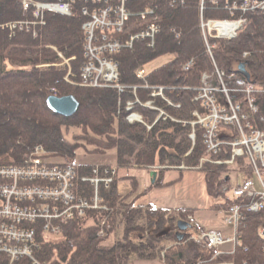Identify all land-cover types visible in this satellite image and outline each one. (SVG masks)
<instances>
[{"label":"trees","instance_id":"obj_1","mask_svg":"<svg viewBox=\"0 0 264 264\" xmlns=\"http://www.w3.org/2000/svg\"><path fill=\"white\" fill-rule=\"evenodd\" d=\"M138 1L143 6H152L159 15L161 33L154 47L140 44L134 50L125 48L115 54L121 82L126 86H139L138 95L142 100L147 99L142 88L144 83L164 87L171 101L180 105L165 107L166 114L177 121H190L191 112L198 107L193 98L202 86V76L214 71L199 28V0ZM218 2L206 7L205 17L232 18L227 3ZM243 16L247 23L234 39L211 40L215 44L213 57L219 69L226 73L227 87L248 84L256 87L254 97L259 110L251 121L257 129L264 131V11L250 10ZM84 19L78 11L71 16L49 12L44 25L31 26L30 31L17 28L15 36L10 37L2 25L12 21H32L33 15L31 11H24L22 0H0V166L22 165L31 152L42 147L48 160H62L49 163L76 165L80 177L92 176L94 167H99L101 172L116 167L117 181L120 168L149 169L164 164L173 167L183 164L185 169L195 170L203 157L211 160L229 157V148L215 157L208 153L200 127H196L193 143L189 124L184 126L180 121L164 117L157 120L159 113L147 107L136 105L134 108L142 115L144 123L129 122L126 119L129 112L119 104L124 98H132L130 93L122 94L113 88L79 87L67 82L68 67L53 65L58 62V57L51 47L70 58L71 80H77L85 61L81 29ZM168 54L174 58L146 72L144 80L137 78L138 66ZM190 61L193 64L186 69ZM240 64H244V72L238 70ZM70 95L79 102L75 114L65 117L49 109L48 97ZM235 100L246 106L243 96H235ZM160 104L165 106L163 102ZM73 129L79 132L73 133L70 139L68 136ZM80 149L86 156L115 151V161H79ZM227 168L206 161L200 171L204 174L208 194L225 198L212 209L222 211L239 205L243 212L239 243L234 253L228 251L217 255V250L187 240L191 233H186L182 241L177 239V222L184 220L189 226L194 208L136 206L118 195L116 186L107 191L101 184L102 199H114L117 207L114 205L109 212L88 210L85 218L73 219L64 225L59 235L39 238L41 247L37 255L49 264H130L134 257H160L163 264H264V208L248 211L251 203L260 197L247 193L242 196L233 193L234 197H227L232 180L225 175ZM232 171L241 172L245 178L251 176L248 167L237 166ZM155 182L162 185L157 179ZM76 188L83 197L89 199L93 195V188L87 182L78 181ZM119 228L121 233L110 243L111 235ZM132 232L139 233L137 241L131 238ZM163 240L173 244L168 249H157V244ZM162 250H165L164 256Z\"/></svg>","mask_w":264,"mask_h":264},{"label":"built area","instance_id":"obj_2","mask_svg":"<svg viewBox=\"0 0 264 264\" xmlns=\"http://www.w3.org/2000/svg\"><path fill=\"white\" fill-rule=\"evenodd\" d=\"M79 1L92 7L90 12L82 10L85 16L92 17V21L85 27L87 32L84 39L85 61L79 80L73 82L68 75L66 81L83 87L111 86L117 88L119 92H126L128 87L120 83L119 66L113 56L119 50L133 49L141 42L154 47L161 33L159 15L152 6H143L138 0ZM209 1L216 4L220 0ZM73 2L76 0H71L72 5L65 0H52L42 4L53 11L69 14L74 10ZM204 6L205 0H202V11ZM25 7L28 8L29 4ZM230 7L231 15L250 10L264 11V0H234ZM35 15H38V11ZM246 21L244 18L233 21L202 19L203 37L213 64L216 63L213 57L215 46L210 43L209 37L236 36L237 31L246 24ZM18 25L21 28L27 26L24 22ZM126 29L130 30L129 34ZM107 32L119 38V42L109 43ZM60 56L63 62L59 65L68 64V60L61 54ZM192 64L193 62L190 61L185 68L189 69ZM214 66L212 74L202 76L204 86L194 100L199 104V108L193 111L194 121L190 123L202 127L205 146L210 155L218 156L225 148H229L230 155L226 159L203 158L202 162L211 161L230 168L248 167L251 176L249 178L238 176L232 179L231 189L236 196L245 193L249 196L258 194L260 199L251 203L248 211H260L264 208V132L257 129L251 121V117L259 110L254 97L256 87L248 84L244 87L226 88L223 84L225 71L215 64ZM69 74H71L70 67ZM144 75L145 71L142 67L137 69L138 78L142 79ZM216 80L221 84H214ZM160 88L164 91L162 87ZM132 93L134 95L132 100L123 101L127 111L136 104L161 111L157 106L156 97L149 95L151 99L142 103L135 87ZM238 95L243 96L246 106L235 100V96ZM162 100L172 104L166 96ZM127 119L130 122L141 120L136 113L130 114ZM42 154V149L37 148L36 151L31 152L23 165L0 166V253L7 254L10 260L26 259L20 264H48L40 261L36 255L41 247L39 238L57 236L62 232L64 224L73 219H82L79 211L68 206V200L86 209L107 208L97 192L91 201L75 194L73 181L77 172L73 165H47ZM114 175L113 170L108 176L91 181L95 185L101 181L109 190L115 183ZM32 181H36L37 184ZM109 203H113V200ZM51 207L57 211L62 210L66 215L56 213L43 225ZM224 214L225 223L232 230L231 235L205 230L195 236L196 241L205 243L209 249L217 250V254L221 253L226 245H231L229 253H234L239 243V226L243 218L240 206L232 205ZM103 223L102 221L101 224ZM35 245L37 247L34 249Z\"/></svg>","mask_w":264,"mask_h":264},{"label":"rangeland","instance_id":"obj_3","mask_svg":"<svg viewBox=\"0 0 264 264\" xmlns=\"http://www.w3.org/2000/svg\"><path fill=\"white\" fill-rule=\"evenodd\" d=\"M173 58L174 55L171 54L159 57L158 59L145 65L146 71L150 72L154 68L161 66ZM238 97H241V95H238ZM193 111L191 112V116ZM76 132L79 131L73 129L68 137L71 139L72 134ZM78 160L89 163H113L115 161V151H108L102 155L86 156L84 150L80 149L78 151ZM49 161L61 162L62 160L56 158L50 159ZM67 164L69 163H66V165ZM166 166L170 168H167ZM162 167L163 170H158V175L155 178L162 183V185L159 186L155 184L154 177L151 174L153 172L152 170L155 171L153 167L146 169L133 166L131 168L118 169L117 183L119 184V193L122 197H125L126 202H133L136 206L155 205L157 207H166L172 209H180L184 207L194 208V213L189 218V227L187 230L183 231L178 227L177 233L181 232L184 238L186 233H191L187 240L193 241L201 247H206V244L196 241L195 236L196 234H199L202 229L219 230L224 234L231 235V230L225 224L224 212L227 209L222 211L212 209L214 204L223 203L225 198H215L208 194L206 190L204 174L202 171L189 169L181 171V169H183V164L178 167L164 164ZM227 170L228 171L225 175L232 177V179H235L237 175H242L239 172L236 173L232 171V168L230 167H228ZM226 196L229 198L234 197L233 189L228 190ZM181 221L186 222L184 220ZM179 222L180 221L177 222V225ZM120 233L121 228L111 235L109 242H113L114 238ZM131 238L137 241L139 239V233L132 232ZM172 244L173 243H171L170 240H163L161 243L157 244L156 248H168ZM222 249L224 250H222V252L217 255L227 253L231 249V245H226ZM161 253V255L165 254V250H162ZM130 264H163V261L160 257H134Z\"/></svg>","mask_w":264,"mask_h":264},{"label":"bare ground","instance_id":"obj_4","mask_svg":"<svg viewBox=\"0 0 264 264\" xmlns=\"http://www.w3.org/2000/svg\"><path fill=\"white\" fill-rule=\"evenodd\" d=\"M47 1H52V0H47ZM47 1H39V0H22V5H23V8L26 6V4H29V7L28 8H24V11H31L32 12V15H33V20L32 21H25L24 23H26L27 24V26H24V27H20V25H18L20 22H23V21H12V22H8V23H6V24H4V25H2V29H7L8 31H9V33H10V37H13V36H15V34H16V31H17V28H20V29H23V28H26L27 29V31H30L31 30V26H33V27H36L37 25L39 26V25H44L45 24V18H46V14L47 13H49V12H54V13H59V14H62V15H65V16H71L74 12H76L77 13V11L79 12V13H81V15L83 16V17H85V19H84V22L82 23V27H81V29H82V31H83V34H84V39L86 38V35H87V32H86V26L87 25H89L90 23H91V21H92V17L91 16H89V17H87V16H85L84 14H83V12L84 11H87V10H89V12L92 10V7L89 5V4H84V2H81V1H79V0H76V2H73V6H74V10H73V12L72 13H69V14H63V13H61V12H58V11H53V10H51V9H49V8H47V7H45L42 3H45V2H47ZM66 2H68V3H70L71 4V0H65ZM221 1V0H220ZM232 1H234V0H223V2H225V3H227V5L229 6V11H230V9H231V3H232ZM201 3H202V0H199V12H200V24H199V28H200V31H201V34H202V39H203V42H204V44H205V40H204V37H203V30H202V19H204V20H215V21H225V20H227V21H233V20H237V19H239V18H244V19H246L247 20V18H245L244 16H243V14L244 13H242V12H236V14H234V15H231L232 16V18H225V19H216V18H206L205 17V9H206V7L208 6V5H212V6H214L215 4H213V3H211L209 0H205V6H204V9H203V11L201 10ZM219 3V2H218ZM217 4V3H216ZM72 5V4H71ZM82 10H83V12H82ZM36 11H38V15H35V12ZM260 11V10H259ZM231 13V12H230ZM246 13V12H245ZM236 16H238V17H236ZM246 23H247V21H246ZM243 28V27H242ZM241 28V29H242ZM239 31V30H238ZM238 31H237V34H238ZM126 32L129 34L130 33V30L129 29H126ZM107 34V36H108V42L109 43H111V44H115V43H118L119 42V38H115V37H113L109 32H107L106 33ZM237 34H236V36H237ZM33 36L34 37H36L37 36V32H33ZM236 36H232V37H230V38H227V37H209V41H210V43L212 44V45H214L215 46V44L214 43H212L211 42V40L212 39H216V40H219V39H225V40H232V39H234ZM159 37H160V35H159ZM159 37H158V39H159ZM158 39L156 40V42L158 41ZM85 41V40H84ZM140 44H144V45H146L147 46V44L146 43H143V42H141V43H139V44H137L133 49H130V48H128V49H130V50H134L138 45H140ZM156 45V44H155ZM206 46V45H205ZM149 47V46H148ZM54 51H55V53L57 54V57H58V62H56V63H53V65L54 66H57V67H59V66H67L68 67V74H67V76L69 75V78H72V74H69V67H70V58H67L62 52H60L56 47H51ZM123 49H125V48H123ZM122 50V49H121ZM121 50H119V51H121ZM118 51V52H119ZM118 52H116V53H118ZM84 53H85V50H84ZM115 53V54H116ZM60 54L62 55V57L64 58V59H66V60H68V64H63V65H59L60 63H62L63 62V59L61 58V56H60ZM115 54H114V60L117 62V60L115 59ZM85 56V55H84ZM118 63V62H117ZM189 63V62H188ZM216 66H217V64L216 63H214ZM214 64H213V67H215L214 66ZM118 66H119V63H118ZM140 67H142L143 69H144V71H145V75H144V78H142V79H140V78H138V79H140V80H144L145 79V77H146V68H145V65H143V66H138L137 67V69H139ZM218 67V66H217ZM137 69H136V76H137ZM81 72V71H80ZM80 74V73H79ZM119 75H120V83L122 84V85H124L122 82H121V72H120V66H119ZM66 76V77H67ZM65 77V78H66ZM225 79V78H224ZM79 80V75H78V79L77 80H73V82H77ZM72 84V83H71ZM214 84H218V85H220L221 83L219 82V81H215L214 82ZM223 84L225 85V87L226 88H229V87H227L226 86V84H225V81L223 80ZM73 85H77V84H73ZM77 86H79V87H83V86H80V85H77ZM124 86H126V85H124ZM204 86V83H203V81H202V86L198 89V91H197V95L193 98V102H195L194 100H195V98L199 95V93H200V90H201V88ZM126 87H128V90L126 91V92H119V90L117 89V88H114V87H111V86H105V87H88V88H113V89H117L118 90V92L119 93H122V94H124V93H130L131 95H132V98H124V99H122L121 101H120V104H119V106L120 107H122V108H124L125 109V107L123 106V101L124 100H132L133 98H134V95H133V93H132V90H133V88L135 87L136 88V94H137V96H138V98L141 100V102L142 103H146V102H148L150 99H151V97L150 96H154V97H156L157 98V100H156V103H157V106L161 109V111H159V110H154V109H152V110H154V111H157L158 113H159V115H158V118H157V120L158 119H160V118H162V117H164V118H166V119H168V118H170L171 120H175V121H177L176 119H173L172 117H170L168 114H166V112H165V107H167V106H173V107H176V106H174V105H179V104H175V103H173L172 101H171V99H170V97L166 94V92H165V88L164 87H162L163 89H164V91L160 88V86H152V85H149L148 83H144L143 85H142V88L146 91V93H147V99L146 100H142L140 97H139V95H138V89H139V86H137V85H134V86H126ZM229 89H231V88H229ZM150 95V96H149ZM168 97V100L173 104H169L168 102H166V101H164V100H162L164 97ZM127 102H130V101H127ZM160 102H163V103H165V106L163 107L161 104H160ZM195 103H197V102H195ZM198 104V103H197ZM136 105H139V104H136ZM136 105H134V107L131 109V110H129L128 112H129V114L127 115V118H128V116L130 115V114H132V113H136V114H138V116L141 118V120H138V121H134V122H142V123H144V121H143V117H142V115L139 113V112H137V111H135L134 110V108H135V106ZM140 106H143V105H140ZM143 107H146V106H143ZM178 107H180V105L178 106ZM148 108V107H147ZM199 108V104H198V107H197V109ZM150 109V108H149ZM126 110V109H125ZM127 111V110H126ZM66 117V116H65ZM69 117V116H68ZM126 118V119H127ZM128 120V119H127ZM129 121V120H128ZM180 121V120H179ZM194 121V117L192 118V120H190V121H180L184 126L185 125H190L191 127H192V132L190 133V138L192 139V141H193V143H195V141H196V127H200L201 129H202V127L200 126V125H195V126H193V125H191V123L190 122H193ZM130 122V121H129ZM134 122H131V123H134ZM262 131V130H261ZM262 132H264V131H262ZM203 142H204V144H205V140H204V135H203ZM37 148H41L42 149V151H43V154H42V157H43V159L45 160V163L47 164V165H52V166H65L66 164H63V165H60V164H52V163H49L50 161L45 157L46 156V152L43 150V148L42 147H37ZM36 148V149H37ZM36 149L34 150V151H36ZM203 158H208V157H203ZM202 158V159H203ZM202 159H201V164L199 165V166H197L196 168H195V170H200L201 169V167H202ZM204 162H206V161H204ZM208 162V161H207ZM25 163V162H24ZM23 163V164H24ZM22 164V165H23ZM67 165H73V164H67ZM18 166H20V165H18ZM75 168H76V172H77V174H76V177H75V179H74V181H73V183H74V192H75V194L77 195V196H81L80 194H78L77 193V182L78 181H81V182H83V183H89L90 184V186L93 188V195L91 196V198H86V197H83V196H81L82 198H84V199H86V200H88V201H91V199L95 196V194H96V192L99 194V196H100V185L101 184H103L104 185V183L103 182H99L98 183V185H95V184H93V182L91 181V180H94V179H101V178H104V177H106V176H108L109 174H111V171H115V175H114V181H115V183H114V185H112V186H116V184H117V181H116V174H117V168L116 167H112V168H105L104 170H103V172H101V169L99 168V167H94L93 169H92V176H82V177H80V175H79V168L76 166V165H73ZM16 167V166H15ZM151 167H153L154 169H155V171L157 172L158 170H163V167L162 166H151ZM150 167V168H151ZM167 168H170V167H168V166H166ZM186 167L183 165V169H185ZM108 171H109V173H108ZM152 171H154V170H152ZM157 175H158V172H157ZM32 183H34L35 185L37 184V182L36 181H32ZM156 183V182H155ZM105 186V185H104ZM112 188V187H111ZM111 188L109 189V190H107V191H110L111 190ZM101 197V196H100ZM102 198V197H101ZM110 200H113V203H109V201ZM103 203L107 206V208L106 209H104V208H101V209H86V208H84V207H81V206H79L77 203H75L74 201H71V200H68V206L70 207V208H72L73 210H77V211H79V213H80V215H82V218H85L86 216H87V213H88V210H103V211H112L113 210V206L115 205L116 207H117V203H116V201L114 200V199H109V200H103ZM56 213H59L60 215H63V216H65L66 214L62 211V210H60V211H57L56 209H54L53 207H51L50 208V210H49V213H48V215L46 216V218H45V220H44V222L42 223L43 225H45L48 221H50V218L53 216V215H55ZM1 224V223H0ZM68 224V223H67ZM3 225V224H2ZM53 225H55V224H53ZM64 225H66V224H64ZM63 225V226H64ZM176 235H177V233H176ZM171 243H173L172 241H171ZM37 247V245H35L34 246V249ZM163 249H168L167 247L166 248H163ZM162 254V253H161ZM36 255H37V252H36ZM162 256H164V254L162 255ZM37 257L40 259V261H42V262H44L38 255H37ZM16 258H14V259H9L8 257H7V254H5V253H0V264H16V263H19L20 261L22 262V261H25L26 259H24V258H20V259H17V260H15ZM12 260H14L13 262H11ZM49 264V263H48Z\"/></svg>","mask_w":264,"mask_h":264},{"label":"water","instance_id":"obj_5","mask_svg":"<svg viewBox=\"0 0 264 264\" xmlns=\"http://www.w3.org/2000/svg\"><path fill=\"white\" fill-rule=\"evenodd\" d=\"M239 71H245V66L244 64H240L238 67ZM47 105L50 110H52L54 113L62 115V116H72L73 114L76 113V111L79 108V102L76 99L75 96L70 95V96H65V97H58V96H50L47 99ZM154 177V182L155 178L157 176V172L153 171L151 173ZM187 224L186 222L180 221L178 223V227L180 230H187L188 226L184 225ZM184 236L181 232L177 233V239L178 240H183Z\"/></svg>","mask_w":264,"mask_h":264},{"label":"crops","instance_id":"obj_6","mask_svg":"<svg viewBox=\"0 0 264 264\" xmlns=\"http://www.w3.org/2000/svg\"><path fill=\"white\" fill-rule=\"evenodd\" d=\"M135 167H137V166H135ZM140 168H143V167H140ZM157 185V184H156ZM158 186V185H157ZM116 191H117V193H118V195H121L120 193H119V184L117 183L116 184ZM157 207V206H156ZM158 208H166V207H158ZM226 224V223H225ZM228 227V226H227ZM229 229H230V227H228ZM205 230V229H204ZM212 230H214V229H208V230H206V231H212ZM231 230V229H230ZM215 231H219V230H215ZM221 232V231H220ZM202 233V230H201V232L199 233V234H201ZM231 234H232V230H231ZM196 235H198V234H196ZM226 235H230V234H226Z\"/></svg>","mask_w":264,"mask_h":264}]
</instances>
